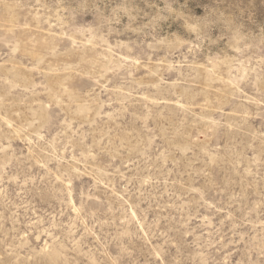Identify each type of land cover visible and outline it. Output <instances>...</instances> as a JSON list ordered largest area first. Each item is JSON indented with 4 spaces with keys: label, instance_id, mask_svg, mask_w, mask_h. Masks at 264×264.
<instances>
[{
    "label": "rangeland",
    "instance_id": "rangeland-1",
    "mask_svg": "<svg viewBox=\"0 0 264 264\" xmlns=\"http://www.w3.org/2000/svg\"><path fill=\"white\" fill-rule=\"evenodd\" d=\"M0 264H264V0H0Z\"/></svg>",
    "mask_w": 264,
    "mask_h": 264
}]
</instances>
